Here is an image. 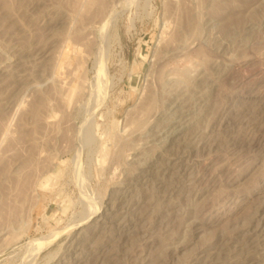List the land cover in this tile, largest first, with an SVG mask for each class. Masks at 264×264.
Wrapping results in <instances>:
<instances>
[{
  "label": "rangeland",
  "instance_id": "374dc122",
  "mask_svg": "<svg viewBox=\"0 0 264 264\" xmlns=\"http://www.w3.org/2000/svg\"><path fill=\"white\" fill-rule=\"evenodd\" d=\"M263 220L264 0H0V264H264Z\"/></svg>",
  "mask_w": 264,
  "mask_h": 264
},
{
  "label": "bare ground",
  "instance_id": "6f19581e",
  "mask_svg": "<svg viewBox=\"0 0 264 264\" xmlns=\"http://www.w3.org/2000/svg\"><path fill=\"white\" fill-rule=\"evenodd\" d=\"M84 1H88L89 2V0H84ZM91 1V0H90ZM81 2V1H80ZM93 2V1H92ZM76 3V2H75ZM81 4V3H80ZM84 4V3H83ZM76 5V4H75ZM89 5H91V3L89 4ZM101 5V4H100ZM80 6V5H79ZM100 7V6H99ZM81 8H82V6H81ZM84 8V7H83ZM89 8V7H88ZM111 8H113V7H110V9ZM109 9V10H110ZM108 10V11H109ZM113 12V11H112ZM108 15V14H107ZM112 17V16H111ZM114 17V16H113ZM105 18V17H104ZM103 18V22H102V24H101V27L102 28H106V27H108L107 26V24H108V22L109 21H112L113 19H111L110 20V17L108 18V19H104ZM115 21V19L113 20V22ZM110 23V22H109ZM112 23V22H111ZM111 25V24H110ZM101 28V29H102ZM102 32V31H101ZM106 33V32H105ZM104 35V34H103ZM186 45V44H185ZM176 46V45H175ZM182 47V46H181ZM172 50V49H171ZM178 50V49H177ZM158 55V54H157ZM162 69V68H161ZM163 72V71H162ZM165 73V72H164ZM161 74V73H160ZM163 74V73H162ZM204 74V73H203ZM158 75V74H157ZM157 75H156V77H157ZM158 77H160V76H158ZM167 77V76H166ZM160 78H162V75H161V77ZM155 79V78H154ZM159 79V78H158ZM205 79V78H204ZM157 80V79H156ZM161 80V79H160ZM205 82V81H204ZM189 85V84H188ZM152 86V85H151ZM157 86V85H156ZM73 90V89H72ZM78 92V91H77ZM74 93H75V91H74ZM185 98V97H184ZM263 98V97H262ZM153 100V99H152ZM150 102V101H149ZM152 102V101H151ZM144 104H146V103H144ZM184 104V103H183ZM148 108H150V106L148 107ZM144 109V108H143ZM173 109V108H172ZM175 114V113H174ZM148 116V115H147ZM173 116V115H172ZM141 119V118H140ZM132 123V122H131ZM147 124V123H146ZM141 126V125H140ZM172 130V129H171ZM206 136V135H205ZM169 137V136H168ZM153 141V140H152ZM196 141V140H195ZM189 142V141H188ZM197 143V142H196ZM180 144V143H179ZM193 145V144H192ZM180 146V145H179ZM189 146V145H188ZM177 158V157H176ZM189 162V161H188ZM23 166V165H22ZM21 167V166H20ZM19 167V168H20ZM22 168V167H21ZM17 171V170H16ZM20 171V170H19ZM18 172V171H17ZM23 174V173H22ZM190 175V174H189ZM9 176V175H8ZM14 176H15V174H14ZM17 176V175H16ZM23 176H24V174H23ZM188 176V175H187ZM15 178H18V177H15ZM7 179V178H6ZM22 180V179H21ZM17 183V182H16ZM19 183V182H18ZM24 184V183H23ZM20 185V184H19ZM3 189V188H2ZM21 189V188H20ZM181 189V188H180ZM14 191V190H13ZM17 192V191H16ZM21 192V191H20ZM2 193V192H1ZM11 194V193H10ZM151 194V193H150ZM4 196H2V198H3ZM156 198V197H155ZM7 199V198H6ZM19 199V198H18ZM7 202V201H6ZM156 202V201H155ZM2 203V202H1ZM11 203V202H10ZM121 205V204H120ZM127 205V204H126ZM154 206V205H153ZM3 207H5L4 205H3ZM2 209V208H1ZM4 209V208H3ZM10 209V208H9ZM155 209V208H154ZM5 211H8V210H5ZM131 211V210H130ZM135 212V211H134ZM2 213V212H1ZM8 213V212H7ZM28 214V213H27ZM262 214V213H261ZM7 217V216H6ZM102 220V219H101ZM113 220V219H112ZM117 220V219H116ZM87 221V220H86ZM108 222V221H107ZM118 222H120V221H118ZM118 222H113V223H118ZM260 222H262L261 223V226L260 227H262V229H264V220L263 221H260ZM109 223L110 224H112L110 221H109ZM26 224V223H25ZM137 224V223H136ZM250 224V223H249ZM256 225H258V224H256ZM257 227V226H256ZM261 229V228H260ZM260 229L257 231V232H259L260 231ZM89 230V229H88ZM109 231V230H108ZM251 231V230H250ZM262 231V230H261ZM260 231V232H261ZM113 232V231H112ZM250 233V232H249ZM86 234V233H85ZM263 235V234H262ZM257 236V235H256ZM261 237V236H260ZM251 238H254V237H251ZM263 238V237H262ZM260 240V239H259ZM247 241V240H246ZM257 241V240H256ZM260 242V241H259ZM248 243H249V241H248ZM260 243H262V242H260ZM264 243V242H263ZM250 244V243H249ZM256 244V243H255ZM43 245H45V244H42V243H40V241L39 242H37V243H34V244H32V249L34 250V249H36L37 251H39L41 248H42V246ZM241 245H243V244H241ZM244 245H246V244H244ZM248 245V244H247ZM44 247V246H43ZM244 247V246H243ZM244 249V248H243ZM33 250L31 251V253L33 252ZM249 250V249H248ZM257 250V249H256ZM223 251V250H222ZM228 251V250H227ZM261 252V251H260ZM226 253V252H225ZM33 254H36V253H33ZM215 254V253H214ZM220 254V253H219ZM32 255V254H31ZM201 255V254H200ZM206 255V254H205ZM216 255V254H215ZM29 256H30V252H29ZM32 256H34V255H32ZM69 256V255H68ZM78 256V255H77ZM204 256V255H203ZM217 256H218V254H217ZM227 256V255H226ZM251 256V255H250ZM193 257V256H192ZM229 257V256H228ZM81 258V257H80ZM250 258V257H249ZM217 259V258H216ZM219 259V258H218ZM222 259V258H221ZM227 259V258H226ZM262 259V258H261ZM195 260V259H194ZM197 260V259H196ZM206 260V259H205ZM211 260V259H210ZM212 260H213V258H212ZM225 260V259H224ZM249 260V259H248ZM264 260V259H263ZM198 261V260H197ZM257 261V260H256ZM202 262V261H201ZM212 262V261H211ZM211 262H210V264H211ZM192 263H193V260H192ZM197 263V262H196ZM223 263V262H222ZM190 264V263H189ZM221 264V263H220ZM254 264V263H253Z\"/></svg>",
  "mask_w": 264,
  "mask_h": 264
}]
</instances>
